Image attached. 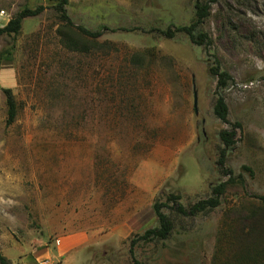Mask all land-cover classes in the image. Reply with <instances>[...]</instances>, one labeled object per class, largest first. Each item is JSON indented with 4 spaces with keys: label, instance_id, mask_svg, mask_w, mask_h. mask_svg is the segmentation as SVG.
Segmentation results:
<instances>
[{
    "label": "rangeland",
    "instance_id": "1",
    "mask_svg": "<svg viewBox=\"0 0 264 264\" xmlns=\"http://www.w3.org/2000/svg\"><path fill=\"white\" fill-rule=\"evenodd\" d=\"M64 1L76 25L108 29L98 40L69 31L87 53L63 43L53 7ZM198 1L207 44L160 34L195 22ZM39 6L20 34L0 37L7 264H264V0H0V27ZM217 65L233 80L222 91L230 124L214 114ZM237 123L226 162L237 183L221 205L187 217L168 202L170 237L141 241L159 226L155 203L174 195L189 209L228 181L220 132ZM73 236L87 242L59 255L56 241Z\"/></svg>",
    "mask_w": 264,
    "mask_h": 264
},
{
    "label": "trees",
    "instance_id": "2",
    "mask_svg": "<svg viewBox=\"0 0 264 264\" xmlns=\"http://www.w3.org/2000/svg\"><path fill=\"white\" fill-rule=\"evenodd\" d=\"M68 4V1H64L62 4H58L53 7L55 9L56 14L58 15L59 22L63 26L62 28H66L67 31H60L63 37V43L65 46L72 52L79 53H87L89 52V47L87 44L80 43L77 41L72 34L70 35L69 31H76L78 36L88 37L95 40L100 39L107 28H102L98 31H90L83 26L76 25L73 20L68 15L66 11L65 5ZM46 7L39 6L36 9H24L19 12L10 22L3 28L0 27V37L2 36H16L20 34L23 22L27 18L37 17L41 15L45 11ZM209 17V6L203 5L199 1L196 5V20L190 26L180 27V28H170L166 31H160V34L166 38L173 39L178 34L184 33L190 37L193 43L201 46L207 44L208 37L204 34L196 35V30L203 22ZM209 42V41H208ZM210 74L217 79V87H216V96L217 100L214 106V114L215 116L223 123H229V108L226 103V100L222 94V91L226 90L230 83L233 81L230 74L226 71H223L220 68V65L213 66L210 68ZM4 94L6 96V104H7V126H11L16 121L18 111H17V103L15 101L12 90L5 89ZM241 124L237 123L232 126L231 130H223L220 132V139L223 143V148L220 151V157L218 160V166L220 168L221 173L229 177L228 181L223 182L212 189V195L210 198L206 200H201L194 205H192L189 209H186L183 205L178 203L180 200L179 196L171 195L166 203H155L154 211L158 219L159 226L154 229H150L146 231L141 237V241H164L167 240L172 231L174 230L173 221L163 213L164 208H168L170 205L168 202H173L174 206L170 207L172 210H175L178 214L187 217H196L200 214H203L207 211L215 210L221 205L223 197L225 196L227 189L229 186L237 183V179L234 177V173L232 170L226 168L227 162V154L230 150H232L236 145V131L241 129ZM245 171L251 173V169L248 167L243 168ZM241 178V176L239 177ZM264 203V198H262ZM135 243H132V245ZM133 252V248L131 249ZM0 264H7L6 260L2 256L0 252ZM135 264H140L139 262H135Z\"/></svg>",
    "mask_w": 264,
    "mask_h": 264
},
{
    "label": "crops",
    "instance_id": "3",
    "mask_svg": "<svg viewBox=\"0 0 264 264\" xmlns=\"http://www.w3.org/2000/svg\"><path fill=\"white\" fill-rule=\"evenodd\" d=\"M88 240V237H87ZM80 240L79 236L63 237L56 241L59 255H67L68 253L75 251L77 248L83 246L87 241Z\"/></svg>",
    "mask_w": 264,
    "mask_h": 264
},
{
    "label": "water",
    "instance_id": "4",
    "mask_svg": "<svg viewBox=\"0 0 264 264\" xmlns=\"http://www.w3.org/2000/svg\"><path fill=\"white\" fill-rule=\"evenodd\" d=\"M196 104H197V95L195 94V107H196Z\"/></svg>",
    "mask_w": 264,
    "mask_h": 264
}]
</instances>
